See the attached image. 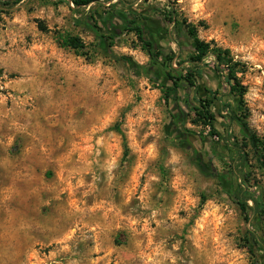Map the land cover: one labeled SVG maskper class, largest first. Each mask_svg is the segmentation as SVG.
<instances>
[{"label":"rangeland","instance_id":"obj_1","mask_svg":"<svg viewBox=\"0 0 264 264\" xmlns=\"http://www.w3.org/2000/svg\"><path fill=\"white\" fill-rule=\"evenodd\" d=\"M70 3L0 0V264H250L240 241L248 225L191 161L195 149L206 150V127L190 110L183 128L193 136L181 148L164 89L103 57L78 25L97 5ZM124 3L174 12L200 40L229 50L241 64L239 112L264 141V0L112 2ZM59 34L80 38L83 53L61 47ZM115 41V55L148 63L133 34ZM169 46L174 68L199 67ZM227 92L223 81L213 109L226 119L217 115L215 126L240 142ZM188 94L183 110L201 97ZM224 168L214 160L208 169Z\"/></svg>","mask_w":264,"mask_h":264},{"label":"trees","instance_id":"obj_2","mask_svg":"<svg viewBox=\"0 0 264 264\" xmlns=\"http://www.w3.org/2000/svg\"><path fill=\"white\" fill-rule=\"evenodd\" d=\"M1 1L3 6H7L14 5L17 0ZM69 1L76 9L97 5V8L87 14L88 18L78 21V25L83 27V31L92 33L97 41V50L103 57L112 59L118 66L123 67L126 73H132L137 77L142 75L149 81L157 82L158 86L164 89L165 102L167 105H173L175 109L169 113L170 125L183 137L178 140L181 148L189 145L190 136H193L192 132L183 128L190 110L194 114L193 123L201 122L209 128L208 138L199 136L206 150L203 147V151L197 155L195 149L191 161L201 169L202 174L213 181L214 192L218 196L225 197L235 207L242 222L248 225L241 233L240 241L241 247L250 256V264H264V186L254 176L257 173L264 181V141L248 128L245 115L239 112L243 91L236 74L241 64L231 58L229 50L221 49L213 42L200 40L197 29L187 24L185 20H179L174 12L156 13V9L134 10L130 4L124 3L122 7L112 4L114 0ZM105 15L107 16L104 17ZM114 20L120 24L114 25ZM154 21L157 24H154ZM170 28L173 29L174 38ZM40 29L44 28L40 26ZM123 33L135 36L148 56L147 64L139 65L129 57L117 56L113 53L112 47L116 44L115 40ZM161 36L163 42H161ZM56 41L61 47L70 48L76 53H83L85 47L80 38L68 34H59L56 36ZM184 41H187V44H184ZM170 43H174L179 51L184 50L188 54V62L191 65L195 68L199 67L195 70L174 68L172 62L178 59V55L172 52ZM81 55L86 56V54ZM208 58H212L213 63L211 67L209 65L206 67H210L228 86V92L225 95L230 102L227 104L230 108L228 119L238 128L242 136L240 142L224 136L215 126L217 115L226 119L214 112L213 108L218 95L216 90L212 93V97H193L192 101L197 104L185 100L189 110L182 108L181 92L183 96H188L190 91H193L195 95L198 94L196 83L201 77L200 66ZM213 136H217L218 140L211 142ZM204 139H207L208 143L204 144ZM201 158L208 164L207 170L201 167L203 166L200 163ZM214 160L224 164L226 172L218 173L208 169L212 168ZM206 198L208 196L201 197L202 201Z\"/></svg>","mask_w":264,"mask_h":264},{"label":"crops","instance_id":"obj_3","mask_svg":"<svg viewBox=\"0 0 264 264\" xmlns=\"http://www.w3.org/2000/svg\"><path fill=\"white\" fill-rule=\"evenodd\" d=\"M156 23V21H154ZM157 32V31H156ZM162 36L160 37L161 42L162 41ZM184 44H187V41L183 42ZM165 44V43H164ZM208 69L207 71L204 72V75L201 74L200 79H197L196 83V91L201 97H211L212 93L216 90L217 88V93L219 96V87L223 86V79L218 78V75L215 74L210 67L206 68ZM199 80V81H198ZM222 81V82H221ZM27 167V165H26Z\"/></svg>","mask_w":264,"mask_h":264},{"label":"flooded vegetation","instance_id":"obj_4","mask_svg":"<svg viewBox=\"0 0 264 264\" xmlns=\"http://www.w3.org/2000/svg\"><path fill=\"white\" fill-rule=\"evenodd\" d=\"M170 127H172V126H170ZM174 134H175V138H176L177 140H181V139L183 138V137L180 136V134H178V132H176V131H174ZM203 141H204V144L208 143V140H207V139H204ZM198 153L200 154V151L197 150V155H199ZM201 161H202V158H201Z\"/></svg>","mask_w":264,"mask_h":264},{"label":"built area","instance_id":"obj_5","mask_svg":"<svg viewBox=\"0 0 264 264\" xmlns=\"http://www.w3.org/2000/svg\"><path fill=\"white\" fill-rule=\"evenodd\" d=\"M70 5L73 6L72 3H70ZM170 31H173V29L170 28ZM172 66L175 67V63H174V61L172 62ZM208 133H209V128L207 127V128H206L205 135H208ZM212 139H213L214 141H217V140H218L217 136H213Z\"/></svg>","mask_w":264,"mask_h":264}]
</instances>
